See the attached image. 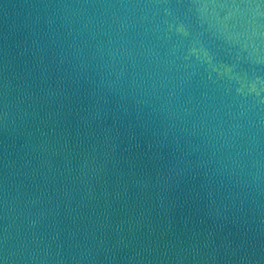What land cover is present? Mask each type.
<instances>
[{"label": "water", "instance_id": "1", "mask_svg": "<svg viewBox=\"0 0 264 264\" xmlns=\"http://www.w3.org/2000/svg\"><path fill=\"white\" fill-rule=\"evenodd\" d=\"M0 264H264V0H0Z\"/></svg>", "mask_w": 264, "mask_h": 264}]
</instances>
